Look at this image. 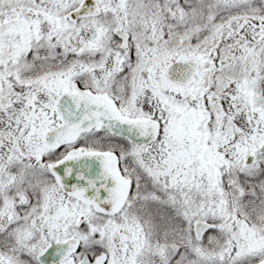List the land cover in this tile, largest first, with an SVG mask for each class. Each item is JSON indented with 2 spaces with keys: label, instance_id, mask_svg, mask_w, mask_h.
I'll use <instances>...</instances> for the list:
<instances>
[{
  "label": "snow or ice",
  "instance_id": "1",
  "mask_svg": "<svg viewBox=\"0 0 264 264\" xmlns=\"http://www.w3.org/2000/svg\"><path fill=\"white\" fill-rule=\"evenodd\" d=\"M0 264H264V0H0Z\"/></svg>",
  "mask_w": 264,
  "mask_h": 264
}]
</instances>
